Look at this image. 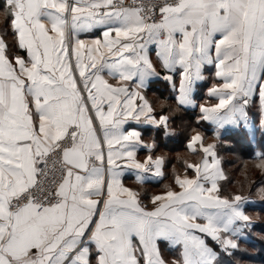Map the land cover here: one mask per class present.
Returning a JSON list of instances; mask_svg holds the SVG:
<instances>
[{
  "label": "snow or ice",
  "instance_id": "snow-or-ice-1",
  "mask_svg": "<svg viewBox=\"0 0 264 264\" xmlns=\"http://www.w3.org/2000/svg\"><path fill=\"white\" fill-rule=\"evenodd\" d=\"M136 4L137 0L127 3L126 0H119V3L117 0H4V7L0 10L4 13L0 28L3 32L11 31L19 54L10 51L8 41L0 33V56L15 73L21 65L27 68L30 63L37 64V67L43 64L46 47H50L57 60L69 54L76 58L78 41L85 54L93 53L81 65L85 74L95 75L91 90L98 87L97 81L110 83L108 77L104 76L105 70L109 76L113 70L119 73L115 77L116 83L111 85L115 89L123 80H135L137 71L141 74V80L156 74L171 82L172 71L179 67L180 80L178 85L175 84L176 99L178 103L184 104L190 102L187 96L192 90L193 77L198 79L203 65L212 62L216 71L213 73L214 82L207 89L206 95L214 96L216 103H201L200 119L233 122L236 121V114L246 119L248 107L255 97V103L261 111V123L264 124V0H181L174 6L151 4L147 13L142 5L135 6ZM145 15L148 17L147 22ZM45 16L48 17L47 21L41 23ZM99 25L114 26L105 27L100 37L77 36L78 32L90 31ZM50 27L63 32L62 37L51 45L46 39L41 42L44 32ZM87 40H91V43H87ZM150 47L155 48L156 58L163 69H167L162 74L157 71L148 53ZM48 71L49 69L44 68L43 74L47 76ZM16 79H19V74ZM13 87L19 88L24 102V113L32 124V132L43 136L44 129L38 121H33L32 110L35 109L36 114L41 115L38 104L47 105V89L28 76L20 79L18 85L13 83ZM122 87L125 95L130 90L135 91L138 99L148 104L147 112L144 113L147 116L146 122L167 127V115H148V112L154 113L155 110L138 88L130 89V84ZM3 91V78H0V96ZM113 95L116 93L113 92ZM28 96L33 98L31 103ZM5 110L4 104L0 102V114ZM209 110L212 114H209ZM9 117L16 118L12 113H9ZM96 123H100L99 117ZM113 126H116L114 122ZM0 127H3V121H0ZM78 127L77 124L69 122L63 133H57V139L53 141L59 146V142L66 138L69 131L73 137L72 146L61 150L59 163L61 166L68 165L63 169L64 175L70 176L72 169L76 168L79 169L77 179L83 180V174L90 173L103 181L104 166L107 164L111 182L112 170L119 167L116 161L121 160L125 166L129 161L121 155H113L112 148L117 141L109 139L110 134L103 125V142L99 135H95V125L92 127L91 137L78 136ZM77 138L80 144L76 143ZM202 141V135L193 130V135L186 144L191 150H195L196 145L203 149L207 146ZM48 155L50 152L37 151L31 156L32 167L36 172L48 166ZM256 155L264 154L258 152ZM2 157L3 154L0 153V166L10 163ZM152 159L149 155L142 163H135L144 168ZM16 165L20 166L19 159L16 160ZM37 165L40 167L37 168ZM188 167L195 170L198 166L189 164ZM226 178L224 175L220 177ZM179 179L178 177V182ZM187 182L192 183L191 179ZM101 188L102 192L110 191L105 184ZM213 191L219 192L218 183L212 184L208 192L203 193L209 203L201 204L192 218L203 219L204 224L197 222L195 226L187 223L186 215L181 214L178 209H170L169 205L146 209L139 205L136 198L130 205L112 202L113 206L105 211L101 201L97 199L95 205L99 206V215L95 208L86 214L81 227L77 229L72 240L60 248L56 258L52 257L59 247L58 244L51 247L46 259L51 264H64V261L67 264H166L161 242L170 240L180 248V260L177 264H215L219 252L213 244L218 245L222 251L227 250L229 255L231 250L240 249L237 239L231 236L221 237V232H228L237 220L240 224L235 229L236 232L255 220L247 215L242 206L236 207L241 201L248 202L250 199L245 200L237 192L229 201L227 197L212 196ZM258 191L264 198V188ZM201 192L202 189H197L192 196L186 198L197 199ZM169 195L181 194H174L169 190L154 196L152 203L155 204L162 196ZM220 202L233 212L224 224H219L218 217L210 211L213 208L220 209ZM90 244L93 247H89ZM39 252V247L33 244L25 250V255L31 253L36 256ZM69 253L72 254L71 259Z\"/></svg>",
  "mask_w": 264,
  "mask_h": 264
},
{
  "label": "crops",
  "instance_id": "crops-1",
  "mask_svg": "<svg viewBox=\"0 0 264 264\" xmlns=\"http://www.w3.org/2000/svg\"><path fill=\"white\" fill-rule=\"evenodd\" d=\"M0 10H2L1 7ZM3 17L4 13L0 11V25L3 23ZM47 19V16L43 17L41 23ZM70 25L69 19L68 26ZM108 26L114 25H99L90 31L78 32L77 36L79 38L100 37L105 27ZM0 33L8 41L10 51L19 54L12 33L3 32L2 28H0ZM62 35L63 32L57 31L55 27H50L48 31L44 32L41 42L43 43V40L46 39L51 45ZM86 42L91 43V40ZM132 42L134 41H125V43ZM148 53L158 72L160 71L162 74L167 71V69H163L162 64L156 58L154 47H150ZM92 54H85L77 41L76 58L69 54L57 60L55 53L50 51V47H46L43 64L37 67V64L30 63L27 68L21 65L15 73L0 56V78H3L4 84L0 102L6 109L3 114H0V121H3V127H0V153L3 154V159L10 161V163L0 166V261H3V264H51L46 259L51 247L59 245L56 252L53 253L52 258L55 259L60 248L72 240L77 229L81 227L86 214L95 208L99 215V206L95 205L97 199L101 201V206L105 211L113 206L112 202L130 205L136 198H138L139 205L146 209H152L158 205H169L170 209H178L181 214L186 215L188 224L195 226L199 222L203 225V219L194 220L192 217L196 215L197 208L201 204L209 203L203 193H207L212 184H219V192L213 191L212 196L227 197L229 201L232 199V196L221 194V185L226 179H220V177L222 175L227 177V171L224 169L216 135H208L200 129H195V131L202 135V143L207 147L201 149L200 145H196L195 150H191L185 143L186 157L185 152L182 153V159H185V162L184 165H179L181 153L172 151L168 147L169 145H165L173 143L179 137L180 131L173 116L181 111L179 108L197 113V119L207 124L217 135L224 134L231 129L243 128L253 140L258 133L264 132L261 111L255 103V97L253 103L248 107L246 119L240 118L239 114L235 115L234 120L236 121L233 122L218 119H213L210 122L200 119L199 105L206 101L211 104L216 103L214 96L206 95L207 89L214 82L213 73L216 69L212 62L203 65L198 79L193 77L192 90L187 96L190 102L184 104L178 103L176 99L175 84L178 85L180 80L181 68L179 67L172 71L171 82L162 78V75L156 74L146 76L141 80V74L137 71L135 80L131 82L123 80L116 85L115 89L111 85L116 83L115 77L119 73L113 70L112 75L109 76L108 71L105 70L104 76L108 77L110 83L104 84L102 81H97L98 87L91 90L95 75L93 73L85 74L81 65L88 61L89 55ZM37 62H39V56H37ZM44 68L49 69L47 76L43 74ZM17 74H19V79H16ZM25 76L38 81L47 89V105L38 104V107L41 108V115H37L35 109L32 110L33 121H38L44 129L43 136L32 132V124L24 113V102L19 94V88L13 87V83L18 85L19 80ZM9 77L12 79L9 80ZM124 84H130V89L138 88L146 97V101L151 103L155 112H148V115H157V117L160 114L167 115V127L155 126L151 122H146L147 116L144 113L147 112L148 104L139 100L135 91L130 90L125 95L122 87ZM113 92L116 95H113ZM32 100V96H28L29 103ZM104 108H107V111H104ZM9 113L14 114L16 118L11 119ZM209 114H212L211 110H209ZM97 117H99L100 123H96ZM69 122L79 126L78 136L91 137L92 127L95 125V135H99L102 142L104 133L101 125H103L110 134L109 139L117 141L112 148L113 155H121L123 159L129 161V164L125 166L121 160H117L116 164L119 167L112 170L111 182H109L110 172L107 164L104 166L103 181L90 173H84L85 179L83 180L77 179L79 170L73 168L71 175L67 176L58 189L63 197L59 205L39 213L36 206L28 203L24 207L12 211L10 207L12 197L26 191L36 179L37 172L32 167L31 156L35 155L37 151L41 153L53 151L57 147V144L53 143L57 139V133L62 134ZM192 135L193 133L190 137ZM26 137H31V139H26ZM63 141H67L69 146L73 143L70 131L66 138L59 142V145ZM76 143H80L78 138ZM149 155L153 159L148 162L146 167L141 168L136 165L135 162L142 163ZM174 155L178 156V159H174ZM158 157L159 159H157ZM17 159L20 162L19 167L16 165ZM189 164L198 167L193 170L188 167ZM178 177L180 178L179 182L177 181ZM189 179L192 183L187 182ZM102 184H105L110 191L102 192ZM197 189H202L197 199L186 198L192 196ZM169 190H172L174 194L181 195L162 196L155 204L152 203L154 196L167 193ZM249 199L251 201H241L236 207L242 206L247 215L251 217L248 207L255 205L257 201L245 197V200ZM105 201L109 203H105ZM210 211L218 217L219 224H224L229 216L233 215L232 210L222 202H220V209L213 208ZM239 224L240 221L237 220L231 225L228 232H221V237L231 236L233 239H237L240 244V240L246 239L248 231L245 232V230H249V228H246L248 225H245L236 232L235 229ZM233 233L235 234L233 235ZM33 244L39 247V254L36 256L31 253L25 255V250ZM161 244L166 264H177L180 260L179 246L173 245L170 240H163ZM89 247L93 246L90 244ZM213 247L220 254L222 251L220 247L216 244H213ZM71 255L69 253V259H71ZM218 259L219 256L215 263ZM64 264H67V261H64Z\"/></svg>",
  "mask_w": 264,
  "mask_h": 264
},
{
  "label": "trees",
  "instance_id": "trees-1",
  "mask_svg": "<svg viewBox=\"0 0 264 264\" xmlns=\"http://www.w3.org/2000/svg\"><path fill=\"white\" fill-rule=\"evenodd\" d=\"M3 3L4 1H0L1 8L4 7ZM8 33H11V31L9 30ZM179 109H181V111L173 115L174 122L180 131L179 137L173 143L170 142L171 144H165L169 145L168 147H170L172 151L181 153L179 165H184L185 159H182V153L186 150L185 143L190 138L193 130L200 129L208 133V135H216L215 138L217 139L218 149L222 154L224 169L227 171V178L221 185V194L233 196L234 193L239 192L242 196L247 198L256 197L257 199L255 198V200L257 203L249 206L248 211L250 214L257 213L258 218L263 221L264 205L259 204L258 199L264 200V198H262L260 194L252 195V193L257 191L259 187L264 188V169L257 171L255 168H252L249 163H253V161L259 163L261 162L260 160L264 162V155H256L258 152L264 154V132L261 131L258 133L257 137L253 140L243 128H238V130L231 129L224 132V134L217 135L207 124L197 119V113L185 108ZM173 158L178 159V156L174 155ZM256 173L261 174L256 175ZM247 190H249L248 193L246 192ZM245 192L247 194H245ZM258 230L260 234H264V229ZM255 237V242L245 241L243 239L240 240V249L233 251L237 259L228 261V263L224 259L223 263L257 264V262L261 261V263L264 264V241L259 240L258 236ZM257 256L260 258L259 260H255Z\"/></svg>",
  "mask_w": 264,
  "mask_h": 264
},
{
  "label": "built area",
  "instance_id": "built-area-1",
  "mask_svg": "<svg viewBox=\"0 0 264 264\" xmlns=\"http://www.w3.org/2000/svg\"><path fill=\"white\" fill-rule=\"evenodd\" d=\"M130 0H126V3ZM181 0H137L135 6L142 5L145 13H147L149 5L156 4L162 5L167 4L170 6L177 5ZM119 3V0H117ZM147 15H145V22H147ZM69 144L67 141L61 142L50 155L47 156L48 166L42 171L37 172L34 183L26 189L23 193L17 194L12 197L10 201L11 210H17L28 203L37 207L39 213L44 212L50 208H54L59 205L63 197L59 193L58 189L67 178L64 175L63 169L68 165L61 166L59 163L61 150L67 148ZM55 166H52V165ZM40 167V165H39Z\"/></svg>",
  "mask_w": 264,
  "mask_h": 264
},
{
  "label": "rangeland",
  "instance_id": "rangeland-1",
  "mask_svg": "<svg viewBox=\"0 0 264 264\" xmlns=\"http://www.w3.org/2000/svg\"><path fill=\"white\" fill-rule=\"evenodd\" d=\"M260 161H261V162H259L260 164L258 162H256V161L255 162L253 161V163L251 162L249 164H250V166H252V168H255L257 171H261V170L264 169V163H262V160H260ZM248 162H250V161H248ZM261 173H256V175L257 174L260 175ZM262 188L263 187L257 188V191H254V193H252V195H254V194H260V191H258V190L259 189H262ZM248 191L249 190H247L246 192L248 193ZM246 192H245V194H247ZM260 196H261V194H260ZM255 198L253 197L251 199H255ZM258 200H259V204L264 205V200L263 199H258ZM250 215H251L252 219L255 220V222L252 223L251 225H248V227H246V228H249L250 231L247 229V230H245V232L248 231L250 235L246 233L247 235L245 237L246 238L245 241L255 242V240H256V237L255 236H258V239L259 240L264 241V234H260V232L258 230V229H260V230H263L264 229V220L263 221L260 220L258 218L257 213L250 214ZM224 259L228 263V261H231V260L233 261L234 259L236 260L237 257L234 255L233 251H231V254L230 255L227 254V251L226 252L225 251H220L219 259H218V261L215 264H227V263H223L224 262ZM259 259L260 258L258 256L255 258V260H259ZM246 264H255V263H246ZM257 264H262V263L260 261V262H257Z\"/></svg>",
  "mask_w": 264,
  "mask_h": 264
},
{
  "label": "water",
  "instance_id": "water-1",
  "mask_svg": "<svg viewBox=\"0 0 264 264\" xmlns=\"http://www.w3.org/2000/svg\"><path fill=\"white\" fill-rule=\"evenodd\" d=\"M73 144V143H72ZM72 144L70 146H68L67 148H70L72 146ZM77 144H80V143H77ZM79 170V169H78Z\"/></svg>",
  "mask_w": 264,
  "mask_h": 264
}]
</instances>
